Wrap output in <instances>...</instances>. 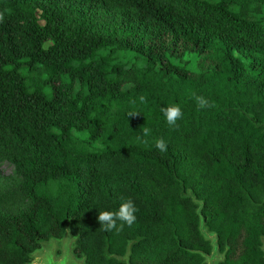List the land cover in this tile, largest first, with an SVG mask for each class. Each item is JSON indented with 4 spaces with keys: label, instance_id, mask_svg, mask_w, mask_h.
<instances>
[{
    "label": "trees",
    "instance_id": "trees-1",
    "mask_svg": "<svg viewBox=\"0 0 264 264\" xmlns=\"http://www.w3.org/2000/svg\"><path fill=\"white\" fill-rule=\"evenodd\" d=\"M262 3L0 0V160L27 202L0 208V264L66 230L81 264H206L200 218L219 264H264V19L248 14ZM125 199L135 223L101 230Z\"/></svg>",
    "mask_w": 264,
    "mask_h": 264
},
{
    "label": "rangeland",
    "instance_id": "rangeland-1",
    "mask_svg": "<svg viewBox=\"0 0 264 264\" xmlns=\"http://www.w3.org/2000/svg\"><path fill=\"white\" fill-rule=\"evenodd\" d=\"M248 14L254 18L264 19V3L258 5L255 10H251ZM103 56H109V59L119 62H127L133 59L132 55L125 51L111 52L107 49L101 50ZM190 65V64H188ZM26 200L22 197L19 190V178L14 174L13 167L5 160H0V208L5 211L14 212L18 208H23L26 205ZM65 232L60 238H50L43 240L41 243L50 245L52 242L56 244L57 253L56 256L61 254L62 243L64 240ZM32 252V260L30 263L38 261V251L42 250V244ZM73 236L71 235L70 250L76 261H71L69 264H81L83 257L72 252Z\"/></svg>",
    "mask_w": 264,
    "mask_h": 264
},
{
    "label": "clouds",
    "instance_id": "clouds-1",
    "mask_svg": "<svg viewBox=\"0 0 264 264\" xmlns=\"http://www.w3.org/2000/svg\"><path fill=\"white\" fill-rule=\"evenodd\" d=\"M3 21V16L0 15V22ZM197 107L199 109H205L213 107L214 105L204 96H195ZM143 99V98H141ZM160 111L163 113L167 124L170 127H176L177 120L183 117L181 107L177 104L161 107ZM137 112H129L128 116H136ZM151 135L150 128L142 129V136L137 137L141 143L148 144L149 141L144 139ZM155 148L159 152H165L167 150V143L161 137L155 140ZM138 211L136 205L131 199L123 200L116 211L101 210L97 213V222L100 225V229L105 232L115 231L120 233L123 231L125 226L131 227L136 221V212Z\"/></svg>",
    "mask_w": 264,
    "mask_h": 264
},
{
    "label": "water",
    "instance_id": "water-1",
    "mask_svg": "<svg viewBox=\"0 0 264 264\" xmlns=\"http://www.w3.org/2000/svg\"><path fill=\"white\" fill-rule=\"evenodd\" d=\"M199 230L205 238L210 240L211 244L209 253L200 252L203 256V261L206 264H219L218 261L221 260L223 253L218 252L216 233L207 230V228L204 226L202 218H200L199 221ZM70 241L71 234L68 230H66L62 243L61 254L59 256H55L56 244L54 242H52L50 245H43V243H41L43 249L37 252L39 256L38 261L34 263L27 262L25 264H69L71 261H76V259L71 254ZM262 247L264 249V245Z\"/></svg>",
    "mask_w": 264,
    "mask_h": 264
},
{
    "label": "flooded vegetation",
    "instance_id": "flooded-vegetation-1",
    "mask_svg": "<svg viewBox=\"0 0 264 264\" xmlns=\"http://www.w3.org/2000/svg\"><path fill=\"white\" fill-rule=\"evenodd\" d=\"M56 254H58V253H57V250L55 249V256H56ZM31 258H32V255H31ZM31 260L29 261V263L31 262Z\"/></svg>",
    "mask_w": 264,
    "mask_h": 264
}]
</instances>
